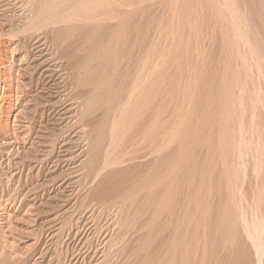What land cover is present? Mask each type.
Here are the masks:
<instances>
[{
	"label": "rangeland",
	"instance_id": "rangeland-1",
	"mask_svg": "<svg viewBox=\"0 0 264 264\" xmlns=\"http://www.w3.org/2000/svg\"><path fill=\"white\" fill-rule=\"evenodd\" d=\"M16 1L0 0V264H117L136 237L118 228L119 208L103 204L110 188L93 183L81 162L86 140L75 91L66 98L51 86L60 102L43 118H59L57 141L37 138L33 67L44 55L33 60L22 44L30 16ZM127 1L150 4L153 47L166 59L164 98H153L154 108L164 109L161 119L174 108L196 110L198 97L213 88L212 145L197 151L211 191L206 253L213 264H264V0L120 4ZM66 101L72 116L62 114ZM193 127L186 123L181 137Z\"/></svg>",
	"mask_w": 264,
	"mask_h": 264
},
{
	"label": "bare ground",
	"instance_id": "bare-ground-1",
	"mask_svg": "<svg viewBox=\"0 0 264 264\" xmlns=\"http://www.w3.org/2000/svg\"><path fill=\"white\" fill-rule=\"evenodd\" d=\"M22 3L30 16L22 44L33 60L49 55L33 67L38 77L33 76L32 90L41 100L37 138L55 137L53 125L59 118H43L54 114L60 102L54 100L60 93L51 86L67 91L66 98L75 91L86 140L81 162L93 183L110 188L103 204L119 208L118 228L136 237L133 251L117 264H213L204 233L211 191L197 157L213 132L210 82L205 96L200 95L203 100L198 97L200 107L174 108L162 120V104L154 108L153 98H164L166 59L153 47L150 4H143L145 8L120 0ZM62 110L73 115L69 101ZM191 120L194 127L182 138L181 130ZM200 137L204 142L199 143ZM56 141L55 137L51 143ZM174 142L176 148L169 149Z\"/></svg>",
	"mask_w": 264,
	"mask_h": 264
}]
</instances>
